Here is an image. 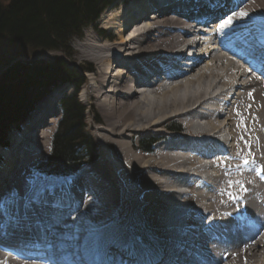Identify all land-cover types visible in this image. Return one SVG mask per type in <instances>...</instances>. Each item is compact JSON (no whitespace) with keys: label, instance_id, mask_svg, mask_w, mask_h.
<instances>
[{"label":"bare ground","instance_id":"bare-ground-1","mask_svg":"<svg viewBox=\"0 0 264 264\" xmlns=\"http://www.w3.org/2000/svg\"><path fill=\"white\" fill-rule=\"evenodd\" d=\"M110 9L77 44L78 63L91 69L84 97L101 116V155L62 180L28 181L19 174L32 152L18 164L23 152L12 148L0 168V239L30 251L55 230L64 264H264V79L240 61L264 49V0H120ZM202 13L221 27L201 33ZM159 72L172 77L145 88ZM52 101L45 123L43 106L28 122L41 125L30 136L39 149ZM146 134L157 142L151 152L134 141ZM0 264L34 263L0 253Z\"/></svg>","mask_w":264,"mask_h":264},{"label":"trees","instance_id":"trees-1","mask_svg":"<svg viewBox=\"0 0 264 264\" xmlns=\"http://www.w3.org/2000/svg\"><path fill=\"white\" fill-rule=\"evenodd\" d=\"M114 0H0V37L36 50L67 51L68 42L96 21ZM83 82L77 72L59 58H16L0 72V145L9 127H19L43 94L68 83L75 92L60 99L61 120L52 136L51 151L41 170L64 176L83 162L92 161L96 145L85 130V108L77 99ZM141 146L149 150L150 139ZM87 160V161H86Z\"/></svg>","mask_w":264,"mask_h":264},{"label":"rangeland","instance_id":"rangeland-1","mask_svg":"<svg viewBox=\"0 0 264 264\" xmlns=\"http://www.w3.org/2000/svg\"><path fill=\"white\" fill-rule=\"evenodd\" d=\"M119 1L120 0H114L100 14L99 18L96 21H94L93 23H89V25L83 27L81 29L80 35L73 36L68 42L67 51H62V50H36V49H32V48H27V47H25L23 45H20V44L16 43V42H13L12 40L8 39L7 37H4V36L0 37V72L2 71L3 67L6 64L11 63L16 58L31 59V60L32 59L53 60V59L59 58V59H62L69 66V68H73L77 72L79 77H81V76L83 77V82L81 83V85L79 87V91L77 92V99L85 108V112H84V116H85L84 122H85V126H86L85 130L92 137L93 142L96 145V150H97L96 153H97V155L95 156L94 160L98 159V157L101 155L100 151L102 150V143L98 140V137H97V135L95 133L96 132V127L99 126V124L96 123V120L99 119L101 116L99 114V111H97L94 108V106L92 107L89 104L88 100L84 97L85 86L88 85L91 82L90 81L91 69H88V64H89L88 61H83L81 63H78L77 56H78L79 52H78V49H77V44L79 42H81L82 39L84 38L85 31L93 32L94 28L100 26V22H101L100 18L102 16H104V14L111 12L110 8H111L112 4L116 3V2H119ZM119 4H116V5H119ZM158 8L160 9L161 7H158ZM112 9H114V8H112ZM146 15H147V17H145L144 19H146V18L148 19V17H150V13H147ZM138 21H139V18H137L136 20H133L131 22L132 26H131V28L128 26L129 27V29H128L129 31L128 32L131 33L134 30L133 29V26H134L133 23L134 22L137 23ZM199 37H201V36H199ZM113 73L115 74V71H113ZM114 74H112V76H114ZM205 83H206V81H205ZM212 85L213 86L216 85L215 82H212L211 87H212ZM214 87H215V89H214ZM214 87H212L213 91L211 90V92H213L212 93L213 95L219 89L218 87H220V85L218 86V84H217ZM106 90H108V88ZM75 91H76L75 88L72 85L68 84V83L59 84L55 88L51 89L49 92H46L45 94H43L38 100H36L34 106L32 107V109L29 112L30 114H29V116L26 119L27 121L25 120L24 122H29L32 118H34L36 116V114L38 113V111L40 110V108L43 106V109L40 112L38 117L41 118V122L43 121V123H45V121H46V119L48 117L46 115L44 116V113L46 112V110L48 108H50L51 101L53 100L52 98H54L53 94L57 92L58 94H60L59 97L61 98V96L72 94ZM148 91H147V93H149ZM149 95L152 96L153 94H149ZM151 98H153V97H151ZM46 100H48V101H46ZM56 107H57V111L55 113L54 118L52 119L54 121L53 125H51L52 127L51 126L50 127L47 126V130L48 131L46 130V133H47L46 137H45L46 140L44 139L45 145L43 147H41V149H39L38 147H35L36 145L34 143V140L30 137L31 134H28V133H24L23 134L22 132L19 133L18 130H20L22 127H23V129H25L27 127L28 123L26 124V123L23 122L24 124H22V126L20 125L21 127L20 126L19 127L11 126V127L8 128V130L6 131V134H5V139H4L5 143L7 145L6 144L5 145H0V147H4V149H0V168L4 165V157H9L8 155L11 154V152H13L12 148H19V151L20 152L22 151L23 153L21 154L20 157H18L19 158L18 159L19 162H17L18 164H22L24 162L23 158H22V155L24 154V152H27V151L28 152L29 151L32 152L31 155L29 156L30 159H28L27 165L24 167V172L19 174V176L21 178H23L25 180H28V181L37 180V179L62 180L64 178V177H59V176H54V175H53V177H55V178H53L51 176L52 174H50V175L47 174L46 175L41 170L42 169L41 168V162L47 158L48 154L51 151L52 136H53L54 132H56L58 124H59V122L61 120V117H62L61 110H60L59 106L56 105ZM175 122H177V121H171L170 122L171 124H169L168 129L170 128L171 131H173L172 128L170 127V125L172 126V124H174ZM32 123L38 124V122H32ZM32 123H31V125H32ZM25 125H26V127H25ZM16 128H20V129L17 130ZM30 129H32V128H30ZM28 131H31L29 133L33 132V130H28ZM176 131H180V130H176ZM167 132H169V131H167ZM14 137L21 139V141H19L18 143H16L14 141V143H16V144H14V145L11 144V147H9V149H11V151H8V153L4 154V152L6 151L5 147L10 145L11 140ZM23 137H25V138H23ZM32 137H33V133H32ZM151 137H150L149 134H146V135L141 136L140 138L136 137L134 139V141H135V144L140 146L141 145V143H140L141 140L148 139V138L150 139ZM23 139H25V140L23 141ZM27 143H30V147H33L32 148L33 150H30V148H25V147L20 148L22 145H26ZM156 145H157V142H153V144L150 146V151L148 150V152H151L152 149H154ZM11 160H13L15 162L17 160V158H14V159H11ZM82 164L74 171L75 174H77L78 170L81 169L85 165V164H83V165ZM15 166H14V163H13L12 164V170H14V168L16 169ZM35 171L38 174L37 175L38 177L35 175L36 174ZM13 172H15V171H13ZM10 173H11V171H10ZM74 173H71V174L75 175ZM71 174H69V175L71 176ZM9 175H10L9 177L14 175V177L16 178L15 173H13V175L12 174H9ZM3 176H4V174H3V172L0 169V177H3ZM70 176H68V177H70ZM9 177H8V181H10ZM13 182L16 183V180L15 181H10L9 183H11V185H12V184H14ZM1 188L2 187H0V190H1Z\"/></svg>","mask_w":264,"mask_h":264},{"label":"snow or ice","instance_id":"snow-or-ice-1","mask_svg":"<svg viewBox=\"0 0 264 264\" xmlns=\"http://www.w3.org/2000/svg\"><path fill=\"white\" fill-rule=\"evenodd\" d=\"M241 15H247V13H241ZM77 239H79V234L77 233ZM113 250V245L112 244H107L101 251L104 252L105 255H111Z\"/></svg>","mask_w":264,"mask_h":264}]
</instances>
